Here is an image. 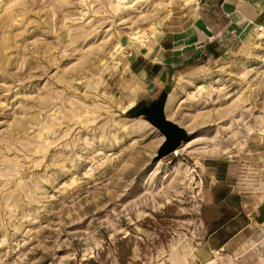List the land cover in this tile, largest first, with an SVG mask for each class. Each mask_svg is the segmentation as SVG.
Listing matches in <instances>:
<instances>
[{
	"label": "rangeland",
	"instance_id": "obj_1",
	"mask_svg": "<svg viewBox=\"0 0 264 264\" xmlns=\"http://www.w3.org/2000/svg\"><path fill=\"white\" fill-rule=\"evenodd\" d=\"M197 1L0 0V264H264V24Z\"/></svg>",
	"mask_w": 264,
	"mask_h": 264
},
{
	"label": "crops",
	"instance_id": "obj_2",
	"mask_svg": "<svg viewBox=\"0 0 264 264\" xmlns=\"http://www.w3.org/2000/svg\"><path fill=\"white\" fill-rule=\"evenodd\" d=\"M192 9L194 34L232 35L264 24V0H198Z\"/></svg>",
	"mask_w": 264,
	"mask_h": 264
},
{
	"label": "water",
	"instance_id": "obj_3",
	"mask_svg": "<svg viewBox=\"0 0 264 264\" xmlns=\"http://www.w3.org/2000/svg\"><path fill=\"white\" fill-rule=\"evenodd\" d=\"M166 100L167 94L164 93L150 106L142 107L138 113L147 117L165 137L157 152L156 160L177 150L189 135L185 128L167 118L165 113Z\"/></svg>",
	"mask_w": 264,
	"mask_h": 264
},
{
	"label": "bare ground",
	"instance_id": "obj_4",
	"mask_svg": "<svg viewBox=\"0 0 264 264\" xmlns=\"http://www.w3.org/2000/svg\"><path fill=\"white\" fill-rule=\"evenodd\" d=\"M176 152H178V151H176Z\"/></svg>",
	"mask_w": 264,
	"mask_h": 264
}]
</instances>
